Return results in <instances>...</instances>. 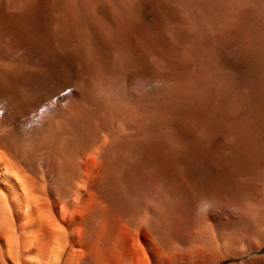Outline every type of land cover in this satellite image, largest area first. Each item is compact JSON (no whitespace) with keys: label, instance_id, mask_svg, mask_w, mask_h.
<instances>
[{"label":"rangeland","instance_id":"1","mask_svg":"<svg viewBox=\"0 0 264 264\" xmlns=\"http://www.w3.org/2000/svg\"><path fill=\"white\" fill-rule=\"evenodd\" d=\"M0 154V251L264 264V0H0Z\"/></svg>","mask_w":264,"mask_h":264},{"label":"bare ground","instance_id":"2","mask_svg":"<svg viewBox=\"0 0 264 264\" xmlns=\"http://www.w3.org/2000/svg\"><path fill=\"white\" fill-rule=\"evenodd\" d=\"M262 5V4H261ZM263 6V5H262ZM96 71V70H95ZM91 150V149H90ZM3 157L4 156H2V154H0V184H2V185H4L7 189H8V192H6V193H8V195H7V197L5 196V197H1L2 198V201H3V205H2V207H1V209H2V211L4 212L5 211V205L6 204H10L12 207H15L16 208V210L18 211V213L20 212L22 215H20V216H22V218H24V216H25V218L27 219V226L28 227H30V228H32V229H30V230H34L35 231V229H36V226L37 225H39V226H41V222L39 221V217H38V215L40 214L39 213V211L38 212H36L35 211V209H36V206L34 207V205H33V207H34V209H33V207H32V209H30V206H29V203H28V201L25 199V197H26V195H25V197H24V195H23V193H21V191H19V186L17 185V183L7 174V170H8V166L7 165H10L11 163L10 162H8L7 163V161L5 160H3ZM79 157V156H78ZM8 160V159H7ZM11 166V165H10ZM6 168H7V170H6ZM56 196V195H55ZM27 198V197H26ZM56 198V197H55ZM55 198H54V200H52L54 203L56 202V200H55ZM57 199V198H56ZM71 203V202H70ZM57 204H59V203H57ZM62 204V203H61ZM61 204H59V205H61ZM63 204H65V203H63ZM62 204V205H63ZM38 205V204H37ZM55 205V204H54ZM57 206V205H56ZM56 206H55V209H56ZM65 206V205H64ZM62 207L63 206H61V209H62ZM14 208V209H15ZM38 208L40 209V207L38 206ZM38 209V210H39ZM60 211H61V209H60V207L58 208ZM67 210V208H66V206L64 207V210H63V212H66L65 214H67L68 212L66 211ZM8 210V209H7ZM94 210V209H93ZM41 211V210H40ZM60 211H59V213H60ZM43 212V211H42ZM63 212H62V214H63ZM38 213V214H37ZM58 213V214H59ZM61 214V213H60ZM42 215V214H41ZM68 215V214H67ZM71 215V214H70ZM41 217V216H40ZM65 218H66V215H65ZM82 218V217H81ZM58 219V218H57ZM70 220V219H69ZM68 220V221H69ZM78 220V219H77ZM77 220H76V222H77ZM80 220V219H79ZM83 220V219H82ZM23 221V220H22ZM44 221V220H43ZM42 221V222H43ZM53 221V220H52ZM71 221V220H70ZM72 222V221H71ZM0 223H1V221H0ZM40 223V224H39ZM59 225H61L62 226V224H61V222L59 221ZM79 223V222H78ZM43 224V226L44 225H46L45 224V222L44 223H42ZM54 224H55V220H54ZM54 224H52V225H54ZM77 224V223H76ZM80 224V223H79ZM1 225V224H0ZM26 225H24V226H26ZM56 226V225H55ZM77 226V225H76ZM79 226V225H78ZM34 227V228H33ZM64 227V226H63ZM62 227V228H63ZM9 228V227H8ZM22 228V227H21ZM39 227L37 226V229H38ZM45 228V229H44ZM73 228H76L75 226L73 227ZM10 229V228H9ZM9 229H6V230H9ZM36 229V231L37 232H39V230H41L42 229V227H41V229L39 228L38 230ZM43 229L44 230H47V231H43V233H45V234H43L42 233V230H41V233L39 232V234H43V236H45L44 238H46V239H44V240H49V237L47 238L46 237V235H48V232L50 233L51 231H52V229H51V231L50 230H48V228L47 227H43ZM66 229V228H65ZM79 229V228H78ZM6 230H5V232H6ZM22 230V229H21ZM26 230H28V229H26ZM29 230V231H30ZM54 230H56V228L54 229ZM79 230H81V229H79ZM3 231V230H2ZM12 231V230H11ZM69 231V230H68ZM67 231V234L70 232H68ZM9 232L10 231H8V232H6L7 234H5L7 237H9L10 238V235L11 234H9ZM31 232V231H30ZM2 233V232H1ZM14 232H12V235L14 236V234H13ZM23 233H24V231H23ZM47 233V234H46ZM58 233V229H57V232L55 233L56 235H60L59 233ZM66 233V232H65ZM71 233V232H70ZM21 234V233H20ZM27 234V233H26ZM67 234H65V235H67ZM11 235V236H12ZM24 234H22V236H23ZM34 235V234H33ZM55 235V236H56ZM62 236L59 238V240L60 239H62V237L64 238V235L63 234H61ZM12 236V237H13ZM50 236V235H49ZM70 236H71V238H70V240L71 241H69L70 243H71V248H72V251H70L71 249L69 248L68 250L70 251L69 252V254H68V250H67V254H68V256H67V258H66V260H65V264H84V262H85V260H86V255H85V252H86V249H87V246H86V244H85V241H83L82 240V237H81V233L79 232V231H77L76 229H73V232H72V234H70ZM5 237V236H4ZM5 238V239H1L2 240V243L7 247V246H9V241H11V239L12 238ZM15 237H17V236H15ZM13 238V239H16V238ZM41 237H42V235H41ZM57 238L56 239H54V240H57L58 239V237L59 236H56ZM66 237H68V236H66ZM55 238V237H54ZM19 239V238H18ZM40 239V238H39ZM67 239L68 238H64V241H67ZM38 240V239H37ZM37 240H36V238L34 237V236H32V234H31V236H28V234L27 235H25L24 237H21L20 238V240H19V242L17 241V239H16V241L18 242V247H17V250L16 251H14L13 250V252L12 251H10L9 249H5V251H0L1 253H3L2 254V258H0V260H2L1 262H2V264H44V258H45V255H47V253L45 254V250L47 251V249L45 248V247H43L42 246V250H43V252L39 249L40 247H38L39 245V242L37 243ZM58 240V241H59ZM42 241L43 240H40V245H43L42 244ZM14 241L12 240V243H13ZM45 242V241H44ZM69 242H67V243H69ZM47 242H45V244H46ZM44 244V245H45ZM57 244V243H56ZM1 245V244H0ZM60 245H63V243H61ZM70 245V244H69ZM16 245H14V247H15ZM1 247H3V246H1ZM0 247V248H1ZM57 247V246H56ZM64 247H66V245H64ZM16 248V247H15ZM14 248V249H15ZM45 248V249H44ZM4 249V248H3ZM10 249H12V248H10ZM66 249V248H65ZM92 249V248H91ZM0 250H2V249H0ZM8 250H9V252H8ZM52 250H53V248H52ZM6 252H8V253H6ZM62 252H64L63 251V246H59V247H57V248H55L53 251H52V253H51V256L49 257V259H48V261H47V263L46 264H59V262H60V257L62 256ZM0 253V254H1ZM6 253V254H5ZM234 254V253H233ZM228 256V253L226 254V253H222V254H220L217 258H216V262L217 261H219V260H221V259H223V258H226ZM1 257V256H0ZM65 257V256H64ZM64 259V258H63ZM42 260H43V262H42Z\"/></svg>","mask_w":264,"mask_h":264},{"label":"snow or ice","instance_id":"3","mask_svg":"<svg viewBox=\"0 0 264 264\" xmlns=\"http://www.w3.org/2000/svg\"><path fill=\"white\" fill-rule=\"evenodd\" d=\"M8 194L5 192V190L3 188H0V197H5Z\"/></svg>","mask_w":264,"mask_h":264}]
</instances>
